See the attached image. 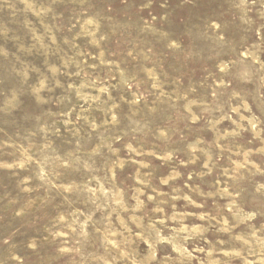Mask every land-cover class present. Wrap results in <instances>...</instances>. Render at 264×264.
<instances>
[{"label": "rangeland", "instance_id": "rangeland-1", "mask_svg": "<svg viewBox=\"0 0 264 264\" xmlns=\"http://www.w3.org/2000/svg\"><path fill=\"white\" fill-rule=\"evenodd\" d=\"M0 264H264V0H0Z\"/></svg>", "mask_w": 264, "mask_h": 264}]
</instances>
